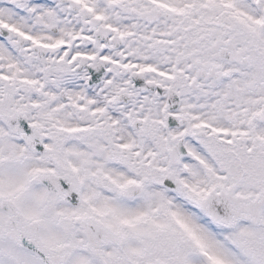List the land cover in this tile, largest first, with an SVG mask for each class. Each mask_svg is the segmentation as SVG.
<instances>
[{"label": "snow or ice", "instance_id": "6c2138e0", "mask_svg": "<svg viewBox=\"0 0 264 264\" xmlns=\"http://www.w3.org/2000/svg\"><path fill=\"white\" fill-rule=\"evenodd\" d=\"M0 264H264V0H0Z\"/></svg>", "mask_w": 264, "mask_h": 264}]
</instances>
